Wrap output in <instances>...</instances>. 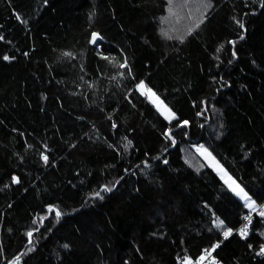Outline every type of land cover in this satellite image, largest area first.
<instances>
[{
  "label": "trees",
  "instance_id": "1",
  "mask_svg": "<svg viewBox=\"0 0 264 264\" xmlns=\"http://www.w3.org/2000/svg\"><path fill=\"white\" fill-rule=\"evenodd\" d=\"M205 2L0 0V264H264L193 147L264 203V0Z\"/></svg>",
  "mask_w": 264,
  "mask_h": 264
},
{
  "label": "snow or ice",
  "instance_id": "2",
  "mask_svg": "<svg viewBox=\"0 0 264 264\" xmlns=\"http://www.w3.org/2000/svg\"><path fill=\"white\" fill-rule=\"evenodd\" d=\"M169 2H171V0H169ZM204 7H211L210 0H208V2H205V3H204ZM202 22H203V21H201V23H202ZM197 27H199V25H197ZM241 27L243 28V24H241ZM189 32H191V30H189ZM166 35H167V34H166ZM99 38H100V37H99V34L93 32V33H92V40H91V42H92V43H96V42L98 41ZM169 38H171V37H169ZM65 55H71V54H70V53H65ZM233 55H235V53H233ZM104 58L107 59V57H104ZM4 59L7 60V59H9V58H8L7 56H5ZM125 66H126V65H123V64L121 65V67H125ZM137 87L140 88V89H146V91H147L148 94L150 95V98H154L156 101L159 102V97H157L156 94H155L154 92H152V90H151L150 88H147V87H146L144 81H140L139 84L137 85ZM159 103L162 105V102H159ZM164 113H167V114L165 115V118H166V119H169V120L177 119V117L175 116V113L172 112L171 109H168L166 106H164V110H163L162 114H164ZM182 123L186 125L188 122H187V121H183ZM203 151H204L205 153H207V149H203ZM207 155H208L209 157H211V153H207ZM45 159H47V157H45ZM212 159L214 160V158H212ZM166 162H167V161H165V163H166ZM224 176L227 177L226 182H230V183H229V186L232 188L233 191H236L237 195H241L242 198H243L244 200H246V201L249 200V197H248L247 193L244 192L243 188H240L239 184H237L235 180H232V178H231L230 176H227V173H225ZM222 178H224V177H222ZM104 190H105V191H111L110 188H105ZM96 195L99 196L100 193L97 192ZM250 206L253 207V208H255V201H252V203H251ZM50 211H51V209H50ZM259 214H260L262 217H264V206H262V210L260 211ZM55 215H56L57 217H60V216L62 215V213H61L59 210H57L56 213H55ZM245 220L248 221L249 224L251 223V218H250L249 216H245ZM219 224L222 225V224H223V221H220ZM218 226H219V225H218ZM247 231H248V226L245 225V227H244L243 229H241V234H242V235H246V234H247ZM231 232H232V230H231V229H228V230L224 233L225 238H227V237L231 234ZM28 235L31 236L32 233L29 232ZM65 247H68V245H65ZM217 247H219L218 244H217V245H213L212 250L214 251L215 248H217ZM206 251H208V250H206ZM262 251H264V249H262ZM210 254H211V253L209 252V255H210ZM203 259H204V257H201V258H200L201 261H202ZM184 260H185V264H191V262L188 261V258H187V257H185ZM196 264H200V261H197Z\"/></svg>",
  "mask_w": 264,
  "mask_h": 264
},
{
  "label": "rangeland",
  "instance_id": "3",
  "mask_svg": "<svg viewBox=\"0 0 264 264\" xmlns=\"http://www.w3.org/2000/svg\"><path fill=\"white\" fill-rule=\"evenodd\" d=\"M196 22V20L195 21H193V22H191V23H188L186 26H181V25H179V24H175V25H173L174 26V29L176 30V32L177 33H181V32H184L188 27H190V26H192L194 23ZM147 87V86H146ZM138 88V87H137ZM148 88V87H147ZM138 90L143 94V95H145L146 97H148V99H150V101L154 104V106L158 109V111H160L161 112V114H162V112H163V110H164V106H166L163 102H162V100L159 98V102H162V105L158 102V101H156L154 98H150V95L148 94V92L146 91V89H140V88H138ZM153 92V91H152ZM157 96V95H156ZM158 97V96H157ZM167 107V106H166ZM168 108V107H167ZM169 109V108H168ZM167 113H164V114H162L164 117H165V115H166ZM194 149L197 151V153H199L201 156H202V158L210 165V167L218 174V176L223 180V182L227 185V187L231 190V192L233 193V194H235L238 198H240L243 202H244V204L246 205V207L247 208H249L250 210L253 208V207H251L250 205H251V203H252V201H253V199L248 195V197H249V200H244L243 198H242V196L241 195H237V193H236V191H233L232 190V188L229 186V183L230 182H226V180H227V177H225L224 176V174L225 173H227L226 172V170L221 166V164L214 158V156L211 154V157H209L208 155H207V153H210L209 151H208V149L207 148H205L202 144H194ZM203 149H207V153H205L204 151H203ZM212 158H214V160L212 159ZM227 176H229L228 174H227ZM222 177H224V178H222ZM232 180H234L233 178H232ZM237 183V182H236ZM238 184V183H237ZM240 186V185H239ZM240 188H242L241 186H240ZM244 190V189H243ZM245 192V191H244ZM246 193V192H245ZM256 206V205H255Z\"/></svg>",
  "mask_w": 264,
  "mask_h": 264
},
{
  "label": "built area",
  "instance_id": "4",
  "mask_svg": "<svg viewBox=\"0 0 264 264\" xmlns=\"http://www.w3.org/2000/svg\"><path fill=\"white\" fill-rule=\"evenodd\" d=\"M245 225L248 226L247 234L249 233V224H248V221L245 220L244 223L241 226H239L237 229L240 234H241V229H243ZM209 252L211 253L210 255H209ZM201 257H204L202 261L200 260ZM197 261H200V264H221L218 258L213 256V252L206 251V250H203L202 254L195 259L194 264H196Z\"/></svg>",
  "mask_w": 264,
  "mask_h": 264
},
{
  "label": "bare ground",
  "instance_id": "5",
  "mask_svg": "<svg viewBox=\"0 0 264 264\" xmlns=\"http://www.w3.org/2000/svg\"><path fill=\"white\" fill-rule=\"evenodd\" d=\"M262 206H264V203L261 205H256L255 208H252L250 210V212L248 214H246L245 216H249L250 218H252V215L254 213H260V211L262 210ZM245 216H244V218H245Z\"/></svg>",
  "mask_w": 264,
  "mask_h": 264
},
{
  "label": "water",
  "instance_id": "6",
  "mask_svg": "<svg viewBox=\"0 0 264 264\" xmlns=\"http://www.w3.org/2000/svg\"><path fill=\"white\" fill-rule=\"evenodd\" d=\"M91 40H92V38H91ZM14 181H15V182L17 181L16 177L14 178Z\"/></svg>",
  "mask_w": 264,
  "mask_h": 264
},
{
  "label": "crops",
  "instance_id": "7",
  "mask_svg": "<svg viewBox=\"0 0 264 264\" xmlns=\"http://www.w3.org/2000/svg\"><path fill=\"white\" fill-rule=\"evenodd\" d=\"M243 202V201H242ZM244 203V202H243Z\"/></svg>",
  "mask_w": 264,
  "mask_h": 264
}]
</instances>
